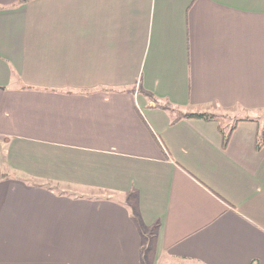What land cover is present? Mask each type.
<instances>
[{"label":"crops","instance_id":"obj_1","mask_svg":"<svg viewBox=\"0 0 264 264\" xmlns=\"http://www.w3.org/2000/svg\"><path fill=\"white\" fill-rule=\"evenodd\" d=\"M260 110L264 0H0V264H264Z\"/></svg>","mask_w":264,"mask_h":264},{"label":"trees","instance_id":"obj_2","mask_svg":"<svg viewBox=\"0 0 264 264\" xmlns=\"http://www.w3.org/2000/svg\"><path fill=\"white\" fill-rule=\"evenodd\" d=\"M25 1H28V0H20V2H25ZM162 106L165 108L171 109V107L169 105L163 104ZM180 118H204L207 120H216L219 123V128H220L222 135H223V144L224 145L228 144L230 135H231L232 131L234 130V128L236 127V124L242 120H249V118H236L234 120L232 126L228 129V131H226L224 129L226 117L223 114L210 113V112H185V113H183V112L178 111L175 119L177 120ZM261 142H262V140H261ZM261 142H260V144H261Z\"/></svg>","mask_w":264,"mask_h":264},{"label":"rangeland","instance_id":"obj_3","mask_svg":"<svg viewBox=\"0 0 264 264\" xmlns=\"http://www.w3.org/2000/svg\"><path fill=\"white\" fill-rule=\"evenodd\" d=\"M234 113H236V110H234V111L231 112L232 116H234ZM257 113H258V116L264 121V110L257 111ZM223 115H225V117H226L225 123H226L227 121L230 120V119H229L230 116H229L228 113H225V114H223ZM228 117H229V118H228ZM233 122H234V119H232V123H233ZM229 123H230V122H229ZM145 244H147V243H145ZM146 254H147V256H145V258H146V261H147V263H148V257L150 256L151 252L149 253V251H146ZM160 263H161V262H160ZM165 264H184V263H178V262H174V261L169 262V261L166 260V263H165ZM186 264H197V263H191V262H188V263H186Z\"/></svg>","mask_w":264,"mask_h":264}]
</instances>
